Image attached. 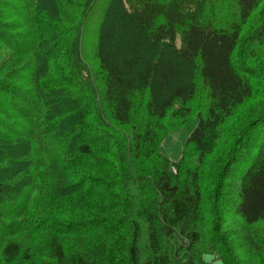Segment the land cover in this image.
I'll return each mask as SVG.
<instances>
[{
    "label": "trees",
    "instance_id": "obj_1",
    "mask_svg": "<svg viewBox=\"0 0 264 264\" xmlns=\"http://www.w3.org/2000/svg\"><path fill=\"white\" fill-rule=\"evenodd\" d=\"M255 57L264 0H0V264H264Z\"/></svg>",
    "mask_w": 264,
    "mask_h": 264
},
{
    "label": "rangeland",
    "instance_id": "obj_2",
    "mask_svg": "<svg viewBox=\"0 0 264 264\" xmlns=\"http://www.w3.org/2000/svg\"><path fill=\"white\" fill-rule=\"evenodd\" d=\"M99 6H103L102 3ZM91 40L95 41L94 35L91 36L90 40L89 37H87L88 42ZM253 59L255 64L259 66L264 64V57H255ZM197 124V117H192L191 120L185 125L169 131V133H167L166 137L164 138V141L162 142L161 151L164 154L168 155L171 159L177 160L182 153L186 140L188 139L194 128L197 126ZM6 206H8V203H4L3 207ZM205 258L212 264H224V261L221 260V258L212 253H206Z\"/></svg>",
    "mask_w": 264,
    "mask_h": 264
}]
</instances>
